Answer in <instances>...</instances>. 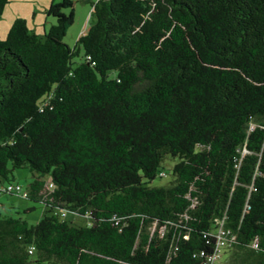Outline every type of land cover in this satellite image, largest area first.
Returning a JSON list of instances; mask_svg holds the SVG:
<instances>
[{
    "label": "trees",
    "instance_id": "trees-1",
    "mask_svg": "<svg viewBox=\"0 0 264 264\" xmlns=\"http://www.w3.org/2000/svg\"><path fill=\"white\" fill-rule=\"evenodd\" d=\"M46 12L0 39V185L44 207L0 264H264V0H99L74 48Z\"/></svg>",
    "mask_w": 264,
    "mask_h": 264
},
{
    "label": "rangeland",
    "instance_id": "rangeland-1",
    "mask_svg": "<svg viewBox=\"0 0 264 264\" xmlns=\"http://www.w3.org/2000/svg\"><path fill=\"white\" fill-rule=\"evenodd\" d=\"M63 0H10L6 7L2 19L0 21V39L5 40L7 33L11 27L10 18L20 16L25 19L30 31L37 35L43 36L44 33L51 28L52 20L56 22L53 16L47 15V9L52 3H61ZM74 1V24L69 28L64 42L71 48L77 44L79 37L95 22V17L92 16L93 5L99 0H73ZM43 3H47L46 8ZM64 12L69 14L71 9H65ZM54 22V23H55ZM5 27V30H4ZM82 56L76 58L74 61L79 63ZM176 161L167 159L164 163L165 171L161 178H157L153 185L168 186L173 181L172 168ZM15 183L20 184L24 189H27L32 182L31 173L27 168L18 169L14 171ZM34 207L31 212H24V209ZM14 217L25 219L29 224L35 225L44 216V207L27 198L17 195L5 193L0 196V218ZM68 219H74L72 215ZM75 222L78 224H85V218H76ZM227 255L224 254L221 259L214 264H226Z\"/></svg>",
    "mask_w": 264,
    "mask_h": 264
},
{
    "label": "built area",
    "instance_id": "built-area-1",
    "mask_svg": "<svg viewBox=\"0 0 264 264\" xmlns=\"http://www.w3.org/2000/svg\"><path fill=\"white\" fill-rule=\"evenodd\" d=\"M5 193L17 195V196L24 197V198L28 197V191L26 189H24L18 183H10V184H5V185H0V196L5 194ZM62 216L64 217L65 214L63 213ZM224 246H225V241L222 238V236H220L219 237V247L223 248ZM218 257H219V254L217 252L215 254V256L212 259H210V262H212V264H213L216 260H218Z\"/></svg>",
    "mask_w": 264,
    "mask_h": 264
},
{
    "label": "crops",
    "instance_id": "crops-1",
    "mask_svg": "<svg viewBox=\"0 0 264 264\" xmlns=\"http://www.w3.org/2000/svg\"><path fill=\"white\" fill-rule=\"evenodd\" d=\"M46 6H47V3H43V7L46 8ZM19 18H22V17H20V16H16V17L10 18V19H9L10 24L12 25L13 22H14L16 19H19ZM24 20H25V19H24ZM54 22H55V21L52 20V24H54ZM4 30H5V27H4ZM33 209H34V207H30V208L24 209L23 211H25V210H33Z\"/></svg>",
    "mask_w": 264,
    "mask_h": 264
}]
</instances>
